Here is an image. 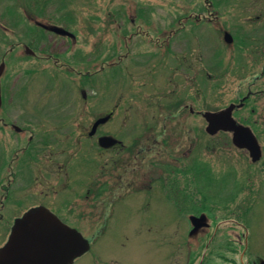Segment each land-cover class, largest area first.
I'll list each match as a JSON object with an SVG mask.
<instances>
[{"label":"rangeland","instance_id":"374dc122","mask_svg":"<svg viewBox=\"0 0 264 264\" xmlns=\"http://www.w3.org/2000/svg\"><path fill=\"white\" fill-rule=\"evenodd\" d=\"M256 10V0H0V13H6L13 26H27L24 15L28 12L38 16L39 24L50 15L48 21L53 26L69 23V27L75 28V34L85 33V69L94 73L85 79L86 99L81 103L77 79L60 72L59 78L55 73L49 80L47 75L31 73L41 67L33 66L29 57L21 62L10 59L1 78L3 96L7 95L4 105L30 109L70 107L73 96L78 95L79 106H84L85 110L84 122H91L110 107L112 91L116 87L121 101L115 117L117 133L132 140L144 133V124L158 119L161 125L158 106L166 105L174 98L176 94L169 96L176 90L177 95L180 92L183 97L188 95L191 84L184 80L171 84L168 73L160 67L147 64L139 68L132 64L128 67L125 58L115 66V79L110 73V58L97 57L93 53L95 44L109 45L111 38L115 40V32L118 43H126L124 33L131 26L149 33L151 42L157 41L153 26L169 32L170 27L178 24L175 27L190 29L185 31L186 36L191 32L196 34L197 72L192 92L195 90L194 108L199 113L191 118L181 115L177 120L181 122V130L167 129L162 133L148 130L151 139L161 134L158 139L164 144L161 157L151 154L150 160L155 167L153 176H157V164L162 171L160 183L164 184L165 191H152L147 204L144 203L147 195H137V192L128 195V199L117 201L113 211H109L107 221L77 226L91 247L72 264H264V126H252L262 148L261 160L252 164L248 152L232 144L230 133L219 131L209 135L200 114L234 102L245 94L249 85L252 91L258 88L259 81L254 82L256 78L253 77L260 71L256 49L242 44L235 35L237 28L250 26L244 17ZM212 16L214 18L209 21L208 17ZM129 17H134L133 23ZM72 20L74 22H69ZM223 28L234 35L231 43L224 42ZM138 38L136 35L132 42ZM19 41L17 33L1 35L0 57L12 46L15 51V45L17 49L11 58L15 54L21 57ZM161 41L178 42L176 36L169 34L161 35ZM137 42L148 47L146 38H139ZM186 63L188 67L189 60ZM52 66L56 71V66ZM48 70L47 74L51 68ZM252 81L254 83L250 84ZM252 108H255L254 112H251ZM261 113H264V94L251 97L240 115L249 120H261ZM190 119L197 125L195 130L184 128ZM114 123L103 125L101 131H115ZM102 157V161L108 163L110 153L105 152ZM178 157L182 160L178 161ZM85 165L89 170L87 161ZM175 165L191 166L192 172L187 174L186 168L175 169ZM157 182L151 181L153 185ZM134 190L135 187L132 192ZM190 196H196L199 203L198 222L205 221L202 227L198 225V230L192 228L189 216L187 218L193 209ZM7 230L8 227L0 223V244Z\"/></svg>","mask_w":264,"mask_h":264},{"label":"flooded vegetation","instance_id":"af4514ba","mask_svg":"<svg viewBox=\"0 0 264 264\" xmlns=\"http://www.w3.org/2000/svg\"><path fill=\"white\" fill-rule=\"evenodd\" d=\"M210 1L214 2V0ZM256 2L257 10L252 15L247 14L244 17L248 19L247 24L250 26H241L237 28L238 34H234L238 35L242 44L252 45L256 49V57L260 59L257 60L260 71L253 77L256 78L254 82L259 81V86L255 91L251 90V85L247 87L245 94L234 102L236 106L232 110V116L238 123L261 128L264 126V113L260 114L262 115L260 119L263 121L249 120L240 115L241 110L248 106L251 97L264 94V0H256ZM210 14L213 15V12ZM24 16L27 26L18 27L8 21L6 13H0V36L17 33L20 38L17 44L21 46L23 54L21 57L15 54V57L11 58L17 49L15 45L14 51L12 46L0 57V63H4L6 67L10 59L21 62L29 56L33 66L41 67L40 70L33 69L32 74L41 73L47 75L50 80L53 74L56 73L59 78V73L64 72L71 79H77L79 83L77 89L83 93L87 75L89 78L94 75L85 69L87 56L86 43L83 41L85 33L75 34V28L69 27V23L61 27L53 26L48 21L50 15L45 16L46 21L41 24L38 23V16L35 13L26 12ZM213 18V16L208 17L209 21ZM129 19L131 23L134 22V17ZM180 19L181 16L177 18ZM175 25L169 28V32L152 25L154 34L157 35L156 42H151V37L147 36L149 33H145L140 27L133 29L131 26L126 29V43H118V33L115 32V40L111 38L109 45L103 42L95 44L93 53L97 54V57L103 55L105 58H110V73L115 79L117 69L115 66L125 58L129 63L128 67L133 65L139 68L145 64L160 67L168 73V81L171 84L177 83L178 80L189 81L191 84L189 94L184 96L186 98L181 92L177 95L176 90L169 96L176 94L174 98H171L166 105L158 106L162 118L161 125L158 119L144 124V133L135 140L123 138L122 134L117 133L115 117L121 107V101L116 87L112 91L110 107L92 118L91 122H84L85 110L84 106H79L78 95L73 96L70 107L44 106L30 109L5 106L7 95L3 96L1 80L4 73L0 75V223L8 227L0 247L7 240L15 220L33 207H45L62 222L77 228V226H93L98 222L107 221L108 213L113 211L117 201L128 199V195H134L136 192L137 195H147L144 200L147 204V197L152 195V191L158 192L161 189V192L165 191L164 184L160 183L162 171L157 164V176H153L155 167H153L154 162L151 163L150 160L151 154L161 157V153H164V144L158 139L161 134H156L151 139L148 130L153 129L161 133L167 129L181 130V122L177 121L181 115L191 118L198 114V110L194 108L195 90L192 92L197 72L196 34L191 32L190 36H186L188 33L185 31L190 29ZM226 29L222 30L223 37ZM166 34L176 36L178 42H159L161 35ZM136 35L140 40L148 39V47L144 43H139L140 41L137 42L139 38L132 42ZM117 46H122L123 49ZM52 65L56 66V71H53ZM48 67L51 68L49 74H47ZM5 88L7 91V84ZM85 97L84 93L81 103L85 102ZM254 109L252 108L251 112H254ZM162 112L164 114H161ZM107 114H110L108 121L99 124L91 133L94 121ZM110 122H115V125L113 124L115 131L102 132L101 127ZM196 126L190 119L184 128L195 130ZM102 135H112L118 139V142L108 148L101 147L98 138ZM105 152L110 153L108 163L102 161ZM180 160L182 158L178 157V161ZM86 161L89 170H86ZM181 167L175 165L174 168ZM189 171L192 172L191 166L185 169V173L189 174ZM154 180L158 181L155 185H153ZM134 187L135 190L132 192ZM190 197V206L193 209H190L188 220L195 222L194 228L198 230V225L202 227L205 221L198 222L199 203L196 196ZM104 212H107V215H104ZM240 238L241 236L238 240L241 242L242 238Z\"/></svg>","mask_w":264,"mask_h":264},{"label":"water","instance_id":"95a60500","mask_svg":"<svg viewBox=\"0 0 264 264\" xmlns=\"http://www.w3.org/2000/svg\"><path fill=\"white\" fill-rule=\"evenodd\" d=\"M225 39L231 41V35L226 33ZM3 67L2 63L0 74ZM233 107L230 104L216 112H204L206 131L209 134H215L219 130L231 131L232 142L240 148L248 149L252 160L256 161L261 156L260 145L249 127L237 124L232 118ZM107 118L108 116L97 119L91 133ZM116 142L112 136L99 138L103 147H109ZM89 248L88 239L77 229L60 221L48 209L35 207L15 220L6 243L0 248V264H71Z\"/></svg>","mask_w":264,"mask_h":264}]
</instances>
